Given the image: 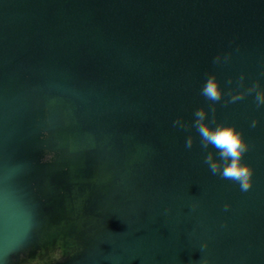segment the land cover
Masks as SVG:
<instances>
[{
	"label": "water",
	"instance_id": "95a60500",
	"mask_svg": "<svg viewBox=\"0 0 264 264\" xmlns=\"http://www.w3.org/2000/svg\"><path fill=\"white\" fill-rule=\"evenodd\" d=\"M257 93L264 0H0V264L64 227L88 245L58 264H264ZM199 108L242 132L247 191L204 162Z\"/></svg>",
	"mask_w": 264,
	"mask_h": 264
},
{
	"label": "clouds",
	"instance_id": "9594fccd",
	"mask_svg": "<svg viewBox=\"0 0 264 264\" xmlns=\"http://www.w3.org/2000/svg\"><path fill=\"white\" fill-rule=\"evenodd\" d=\"M202 95L214 102L221 99L222 93L214 77L207 79L202 88ZM240 98L242 97L236 96L233 99ZM255 100L258 106L264 105V93H257ZM194 116L195 120L192 126L196 128L201 138V147L205 150L209 146L215 148L220 161L223 162V164L216 162L212 152H208L204 162L209 166L210 171L213 174H219L224 179L237 182L241 190L247 191L252 185L253 169L243 163V156L248 151V144L243 139L242 132L238 131L235 125L220 123L212 127L209 122H206V113L203 108L197 109ZM212 123L215 121L213 120ZM174 124H181V120L177 119ZM254 125L255 121L253 122ZM192 144L193 137L189 135L186 140V147L190 148Z\"/></svg>",
	"mask_w": 264,
	"mask_h": 264
},
{
	"label": "rangeland",
	"instance_id": "374dc122",
	"mask_svg": "<svg viewBox=\"0 0 264 264\" xmlns=\"http://www.w3.org/2000/svg\"><path fill=\"white\" fill-rule=\"evenodd\" d=\"M59 211V210H57ZM61 218L60 213L55 212L53 219ZM67 230V227H64L62 231L59 232L57 235L58 239L61 240L57 241L53 244L52 250L47 248V243L45 241L42 242L41 248L44 250V252H41L40 249H34L30 252V254L27 255V257H22L20 260L15 262L16 264H58V263H65L71 259H74L73 257H77L80 255H83L85 253L86 246L88 243L86 241H81L73 237V235L70 234V232ZM43 239V238H42ZM64 239V240H63ZM45 240V238L43 239ZM60 244L59 248L57 249V246ZM67 244V246H65ZM66 249L67 251H65ZM51 253H50V251ZM65 253H64V251ZM59 258H55V257ZM52 259V260H50Z\"/></svg>",
	"mask_w": 264,
	"mask_h": 264
}]
</instances>
